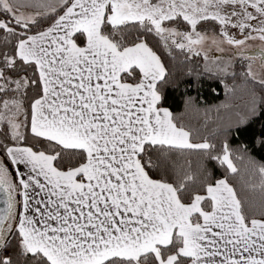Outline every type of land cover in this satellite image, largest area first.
<instances>
[{"label": "snow or ice", "instance_id": "6c2138e0", "mask_svg": "<svg viewBox=\"0 0 264 264\" xmlns=\"http://www.w3.org/2000/svg\"><path fill=\"white\" fill-rule=\"evenodd\" d=\"M0 264H264V0H0Z\"/></svg>", "mask_w": 264, "mask_h": 264}, {"label": "trees", "instance_id": "16d2710c", "mask_svg": "<svg viewBox=\"0 0 264 264\" xmlns=\"http://www.w3.org/2000/svg\"><path fill=\"white\" fill-rule=\"evenodd\" d=\"M179 71H184V69H178ZM216 87L218 88V93L213 95L211 92V88ZM183 91V86L181 87V90ZM200 92H201V106L205 107V106H213L216 104L221 103V101H223L225 99V93L223 90V86L217 84L216 81L208 79L207 77H205L202 81H201V87H200ZM192 94L194 95L195 92L192 91ZM173 97L175 99V105L177 108L180 107V92H177L175 94H173ZM172 102V100L170 99V103ZM212 118L215 119V113L212 114ZM188 119L191 120V122L194 125L199 126V124L203 123V119L200 116H197L195 113H192L189 115ZM260 128V125L257 124L255 126V130L258 132ZM211 129V122H209V130ZM244 139L247 138V136L243 137Z\"/></svg>", "mask_w": 264, "mask_h": 264}]
</instances>
